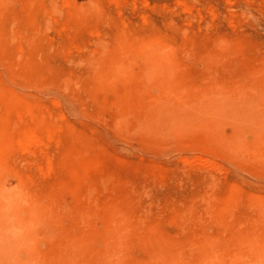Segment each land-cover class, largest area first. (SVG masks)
<instances>
[{
	"label": "rangeland",
	"instance_id": "1",
	"mask_svg": "<svg viewBox=\"0 0 264 264\" xmlns=\"http://www.w3.org/2000/svg\"><path fill=\"white\" fill-rule=\"evenodd\" d=\"M0 264H264V0H0Z\"/></svg>",
	"mask_w": 264,
	"mask_h": 264
}]
</instances>
